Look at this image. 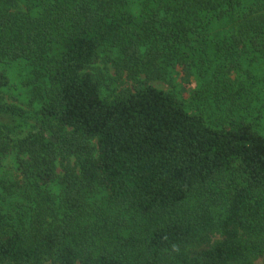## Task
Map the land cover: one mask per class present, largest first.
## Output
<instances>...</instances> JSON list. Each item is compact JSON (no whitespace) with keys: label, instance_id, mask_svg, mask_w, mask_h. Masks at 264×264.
<instances>
[{"label":"trees","instance_id":"obj_1","mask_svg":"<svg viewBox=\"0 0 264 264\" xmlns=\"http://www.w3.org/2000/svg\"><path fill=\"white\" fill-rule=\"evenodd\" d=\"M260 81L264 0H0V264H264Z\"/></svg>","mask_w":264,"mask_h":264},{"label":"rangeland","instance_id":"obj_2","mask_svg":"<svg viewBox=\"0 0 264 264\" xmlns=\"http://www.w3.org/2000/svg\"><path fill=\"white\" fill-rule=\"evenodd\" d=\"M95 69H99L98 71H102L107 77L112 76L116 77L115 74V68L113 66V63L110 60L102 59L100 58L97 60L90 68L91 71H94ZM26 70L22 64H19L14 67V69L10 73L11 77V84L12 87L8 88L7 90H4L2 93V97L5 100L6 103H15L17 105L22 106L25 108L29 113L36 117V112L39 108V103H34L33 105L29 104L28 100H30V91L29 89L24 86L25 77H26ZM262 75L263 73L260 72ZM189 84H182L179 79H176L174 81V84H170L166 81L162 80H153L150 81V84L159 88L163 89L167 92H173L176 94L179 98L184 100L186 105L190 106L191 108L195 109V106L193 104V95H194V85H195V78H192L189 80ZM103 94H106L105 90ZM213 105V104H212ZM253 107L254 110L252 111V114L255 116V124H257V127L259 130L264 133V82L260 81L258 83V89H257V95L254 98L253 101ZM205 106L204 112L208 114L209 118L216 119L218 116V111L216 110L215 106H211L210 103L208 105H205V103H201L199 105V108H202ZM1 119V118H0ZM2 121H5V119H2ZM16 154L15 152H11L7 158L3 160V169H11L14 167V160H15ZM59 172L61 169H58ZM216 240V239H215ZM214 240V241H215ZM209 246L205 245H194L191 248V253L194 256H197L199 252L208 249ZM263 257L259 258L257 262H262Z\"/></svg>","mask_w":264,"mask_h":264}]
</instances>
